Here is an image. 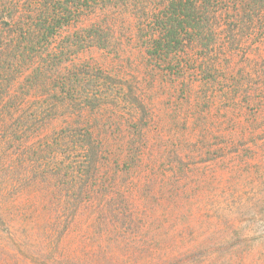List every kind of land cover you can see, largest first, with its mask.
Masks as SVG:
<instances>
[{
    "label": "trees",
    "instance_id": "16d2710c",
    "mask_svg": "<svg viewBox=\"0 0 264 264\" xmlns=\"http://www.w3.org/2000/svg\"><path fill=\"white\" fill-rule=\"evenodd\" d=\"M262 46L264 0H0V264H28L31 239L59 250L88 208L99 239L136 212L153 230L192 133L264 108Z\"/></svg>",
    "mask_w": 264,
    "mask_h": 264
},
{
    "label": "rangeland",
    "instance_id": "374dc122",
    "mask_svg": "<svg viewBox=\"0 0 264 264\" xmlns=\"http://www.w3.org/2000/svg\"><path fill=\"white\" fill-rule=\"evenodd\" d=\"M255 57L264 60V46ZM249 92L255 99L256 88ZM223 112L215 116L216 122L224 121L216 133L201 136L194 131L189 137L199 148L185 155L188 169L180 179L184 186L178 188L182 189L175 201L178 207L167 217L165 212L159 214L149 226L153 230L141 232L143 215L136 212L139 231L121 234L123 226L108 220V232L99 239L94 232L100 221L88 208L58 241L59 250L58 245L52 249L49 239L46 244L41 238L31 239L34 253L28 264H194L197 253L208 264H264V108L250 116H235V123L231 112ZM203 148L213 150L214 157L209 160ZM28 241L13 239L29 254ZM231 241L236 243L233 248Z\"/></svg>",
    "mask_w": 264,
    "mask_h": 264
}]
</instances>
